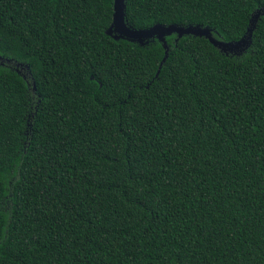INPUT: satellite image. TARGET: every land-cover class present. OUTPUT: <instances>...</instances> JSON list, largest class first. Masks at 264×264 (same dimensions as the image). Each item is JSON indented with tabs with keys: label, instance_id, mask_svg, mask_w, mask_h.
<instances>
[{
	"label": "trees",
	"instance_id": "16d2710c",
	"mask_svg": "<svg viewBox=\"0 0 264 264\" xmlns=\"http://www.w3.org/2000/svg\"><path fill=\"white\" fill-rule=\"evenodd\" d=\"M113 16L0 0V264H264V0H126L136 30L252 26L168 36L161 69Z\"/></svg>",
	"mask_w": 264,
	"mask_h": 264
},
{
	"label": "water",
	"instance_id": "95a60500",
	"mask_svg": "<svg viewBox=\"0 0 264 264\" xmlns=\"http://www.w3.org/2000/svg\"><path fill=\"white\" fill-rule=\"evenodd\" d=\"M251 25H253V21H251ZM251 27L248 30V34H246V38L242 39L237 43L234 42L227 43L216 39L213 35L212 30L208 27L207 28H202L199 26L180 27L177 25L164 26L161 24H157L149 29L136 30L133 27L129 26L126 20V0H114L113 23L108 29L107 34L117 40L126 39L131 42L140 43L141 45H144L146 42L148 43L149 40L151 39L158 38L160 42L163 43L166 49L165 58L160 66L161 69L162 65L168 58L169 47L166 41V38L168 36L176 34L178 36V39H181L182 37L188 35H192L195 37H205L215 47L219 48L222 52L240 53L243 50H245V48L250 44L251 30H252Z\"/></svg>",
	"mask_w": 264,
	"mask_h": 264
}]
</instances>
